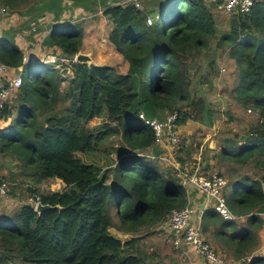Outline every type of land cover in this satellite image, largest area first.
Returning a JSON list of instances; mask_svg holds the SVG:
<instances>
[{
	"label": "trees",
	"instance_id": "trees-1",
	"mask_svg": "<svg viewBox=\"0 0 264 264\" xmlns=\"http://www.w3.org/2000/svg\"><path fill=\"white\" fill-rule=\"evenodd\" d=\"M149 1L160 14L155 10L151 24L145 8ZM61 2L46 0L38 9L53 13L59 22ZM72 2L77 18L102 10L111 24L108 42L128 69L74 62L66 76V71L32 62L43 56L42 43L23 65L34 43L23 51L13 37L0 38V62L14 70L23 66L24 74L17 99L0 111L3 121L12 117L0 129V154L18 163L20 177L18 182L10 174V190L24 187L29 198L61 207L37 214L31 204L22 203L12 214L1 215L0 264H162L157 252L146 247L153 246L151 236L162 232L169 215L187 205V195L175 171L145 157L159 148L138 115L165 120L176 113V126L182 130L189 129L190 120L217 115L204 95L218 76L216 59L208 56L215 39L216 48L238 69L234 103L251 110L256 119L223 139L213 156L217 165L228 163L223 168L228 176L226 204L245 217V224L209 209L202 231L211 227L212 236L235 260L249 256L257 244L258 215L264 214V0H256L245 14L228 16L221 35L213 7L205 0H143L142 9L131 0ZM0 3L8 15L26 4L34 11V0ZM69 22L54 23L46 43L54 49L50 51L71 60L82 49L83 31L80 23ZM97 118L98 126L89 128ZM112 137L120 143L101 150ZM97 155L105 156L102 165ZM245 167L251 172H241ZM51 178L62 184L61 190L39 193V184ZM247 264H264V257Z\"/></svg>",
	"mask_w": 264,
	"mask_h": 264
},
{
	"label": "rangeland",
	"instance_id": "rangeland-1",
	"mask_svg": "<svg viewBox=\"0 0 264 264\" xmlns=\"http://www.w3.org/2000/svg\"><path fill=\"white\" fill-rule=\"evenodd\" d=\"M117 1L120 2L125 0ZM142 1L143 0H137L140 5L142 4ZM144 1L146 2L148 0ZM154 1L156 0H153V2ZM205 1L212 6L210 0ZM148 3H150V1L145 4ZM28 5L26 4L19 8L11 10L9 9L11 13L8 16L0 17V38H2V36L13 37L14 41H17V46L20 48L26 47L25 44L31 46L34 43L33 40L35 33L32 31L35 30L38 33L39 37H43L41 48L42 53L52 50V46L46 43L48 42V32L51 29L50 23H48L46 27H44L43 25V28L42 25H39L38 23H33L30 25V23H32L33 21L29 20V17L27 16L32 14L33 10H31V13H29L28 9L30 5ZM32 5L34 11L38 10V0H34V3H32ZM0 6H3V4L0 3ZM213 13L215 14V20L218 25V35H221L226 30V21L228 16L216 12L214 8ZM108 22L107 18L103 17L102 13L97 14L95 19H93V21L91 22L95 26V30H93L94 34L90 38V41L97 45H105L107 35H109L111 30V26L110 24H108ZM92 28L93 27L88 28V30ZM31 32L32 35L30 34ZM217 41L218 40L215 39L211 42V50L208 52V56H214V58L216 59L218 76L216 79H214L212 87L208 89L204 88V95L209 102V108L215 111L217 115L213 117L205 115L204 118L200 121L190 120L186 124L189 126V129L187 130H182L177 127L179 134V144L176 147L169 149L170 152L166 155L167 157L164 156L165 154H162V157H164V160L162 161L166 164V166H164L165 169L175 171V175L176 168H174L173 166H176L178 168H189L191 170L195 169L202 175L218 173L225 177V179L228 181V176H226L223 169L226 165H228V163L224 162L220 165H217V160L214 159L213 156L220 150L221 141L223 139L235 132H242V130L246 129L250 125V123L256 119V114L249 109L240 108L234 103L232 89L238 76V69L234 61L228 58L226 52L218 50L216 48ZM102 56L104 58H102L103 61H101V63L105 62V64H108L115 62L114 56L110 55L108 52L102 54ZM114 66L119 69L122 68L121 65ZM69 72L70 70H67L68 74H66V76L71 75V72ZM60 73L64 74L63 72ZM18 93L19 90L17 92H14L8 105L14 103L15 99H17ZM15 118H17V116ZM11 119L12 117L8 118L4 122L7 121L6 124H8V122L10 124ZM99 123V118L92 119L88 123V127L94 128V126H98ZM3 124V121L0 120V125L3 126ZM119 143V137L109 138L104 141L101 146V150H108L110 149V147H115ZM156 155H160V153H157ZM111 156L113 157L114 155L112 154ZM80 157L84 161H86V158L84 156L80 155ZM96 159L102 165L105 161V156L97 155ZM0 164H4L2 167H0V177L8 180V177L10 176V174H12L13 177H16V181L19 182L20 177L18 176L17 169L18 163L13 162L9 157L2 156L0 154ZM241 172H251L250 167L243 168ZM234 175L236 174L234 173ZM62 187V184L58 180L51 178L42 181L39 184L38 189L39 193L49 194L60 191ZM29 197L30 196L28 192L25 191L24 187H19L17 190H10L7 199L5 198L3 200L4 203H0V216H7L12 214L22 203L30 204L29 199L31 198ZM162 229L165 230L164 224L162 225L161 230ZM111 232L117 233L115 229H111ZM165 236L166 233L153 234L150 240H152V242L154 243L150 248L155 247V245H157V248L165 247L166 243L168 244V242L164 240ZM146 248L150 249L148 247Z\"/></svg>",
	"mask_w": 264,
	"mask_h": 264
},
{
	"label": "built area",
	"instance_id": "built-area-1",
	"mask_svg": "<svg viewBox=\"0 0 264 264\" xmlns=\"http://www.w3.org/2000/svg\"><path fill=\"white\" fill-rule=\"evenodd\" d=\"M256 0H210L213 8L216 12L223 15L232 16L234 14H245L249 12L253 3ZM126 4L125 2H122ZM136 7H140L137 0L131 1ZM8 9L0 6V17L7 16ZM153 17L147 18V24H151ZM34 30V29H33ZM32 32H35L32 31ZM43 37H37L34 33V44L32 49L29 50V54L23 58V65L31 62L30 56L38 50V46L42 43ZM37 48V49H36ZM32 62H36L43 66H52L59 72L70 70L71 63L77 62L75 56L68 60L61 57L57 52L46 51L43 56L32 59ZM70 73V72H69ZM30 73L27 72V79H30ZM24 83L23 66L12 69L10 66L0 62V111L5 105L9 104L14 92H17L21 85ZM145 125L151 128L154 134V146L162 148H174L179 144V134L176 126L177 114H168L165 120L146 119L143 114H139ZM148 159H157L158 161L164 160L162 155H156L153 152H147L144 154ZM176 168V177L178 183L187 192L190 189H194L197 193L205 196L212 202V209L225 220L233 222L244 220V216H239L228 208L226 204L225 189L227 188V180L225 177L218 173H211L208 175H202L195 169L189 168ZM11 187V183L0 177V197L7 199ZM261 188L264 192V180L261 181ZM30 204L35 208L38 198L29 199ZM195 210L186 205L185 207L173 211L166 223L165 229L168 231L171 242L174 248L180 246L191 247L203 258L205 264H224L223 258L217 254L214 248L206 242L200 223H193L191 221Z\"/></svg>",
	"mask_w": 264,
	"mask_h": 264
},
{
	"label": "crops",
	"instance_id": "crops-1",
	"mask_svg": "<svg viewBox=\"0 0 264 264\" xmlns=\"http://www.w3.org/2000/svg\"><path fill=\"white\" fill-rule=\"evenodd\" d=\"M44 1L46 0H38L39 6L44 5ZM114 1V0H112ZM157 1V0H156ZM145 6V5H144ZM61 7L63 8V12L61 14L60 17V21L62 22L63 20L68 19L70 22L69 23H73V22H78L80 23V26L82 28L83 31V45H82V49L81 52L83 54H87L90 56V58L93 60V62L95 63V65H105V62L101 63L102 58H104L102 56V54L108 52L110 55L114 56V61L113 63H108L109 65H117L120 66L122 68L121 72H126L128 69V65L127 63L123 60V58L121 57V55H119L118 53L115 52L114 48L111 46V44L108 42V36L106 38V42L105 45H97L95 43H93L92 41H90V38L93 36V30H95V26L93 25V23H91L93 21V19H95V17L97 16L98 13H102V11H98L96 14H93L89 17H81V18H77L75 15L77 14L75 11L77 10V7L73 6V2L72 0H62L61 2ZM145 8L147 9L150 17H153L154 12L156 10V6L153 4L152 6L150 4L146 5ZM29 13H31L29 11ZM28 19L33 21L31 24L33 23H38L39 25H43L44 27H46V25L48 23H50V27H52V25L54 23H59V22H54V15L53 13L50 12H46L45 9L42 7L36 11H33L32 14H30ZM70 17H73L70 20ZM103 17H105L103 15ZM108 22V19H107ZM108 24H110L108 22ZM90 25V26H88ZM111 26V24H110ZM92 29L88 30V28ZM111 29V28H110ZM37 32L35 31V34ZM40 33V32H39ZM32 35V32L30 33ZM38 37V33L36 34ZM11 39V38H9ZM16 39V38H15ZM14 41V40H13ZM15 45H17V41H14ZM26 47H22L20 48L21 50H26L27 48H29V46L27 44H25ZM29 53V52H28ZM105 60V59H104ZM1 120V119H0ZM3 121V120H2ZM3 126L0 125V129L1 128H5L8 126L7 121L4 122L3 121ZM159 148V153L160 155L165 154L164 156L167 157L166 155L169 154L170 152V148H162V147H158ZM161 164V167L164 168V166H166V164L163 161L159 162ZM168 166V165H167ZM187 195V205L192 207L195 210V214L193 215L191 221L193 223H200L201 224V228L203 225V217L205 215V213L207 211H209V209H212V202L209 201L205 196L197 193L194 189H190L186 192ZM4 199L0 198V203H4L3 201ZM259 219L261 221V225L259 230L256 232V247L255 249L252 251V253L247 256L246 258H241L238 260H235L232 257V251L229 250L224 244L220 243L219 241H217L211 233V227L208 228V230L206 231H202L203 236L206 240L207 243H209L211 245L212 248H214L215 252L217 254H219L224 261V264H247L250 262V260L254 257H264V214H260L258 215ZM243 221V222H242ZM237 223L243 225L245 224V220H241V221H236ZM246 228V227H245ZM166 233V236L164 237V240H166L168 242V244L166 243L165 247H161V248H150L149 252L152 250H155L157 252V254L160 256L159 257V262H161L162 264H205V261L203 260V258L195 251V249L191 248V247H186V246H180L179 248H174L171 244V238L170 235L168 233V231L165 229L163 230L161 233ZM121 237H124V235H121L119 232L115 233ZM126 237V235H125ZM152 242V240H150ZM154 243V242H152Z\"/></svg>",
	"mask_w": 264,
	"mask_h": 264
},
{
	"label": "water",
	"instance_id": "water-1",
	"mask_svg": "<svg viewBox=\"0 0 264 264\" xmlns=\"http://www.w3.org/2000/svg\"><path fill=\"white\" fill-rule=\"evenodd\" d=\"M139 9H142V7H139ZM159 10L157 9L156 10V13L158 14V17L160 16ZM75 59L78 63H84V64H87V65H95V63L93 62V60L90 58L89 55L87 54H83L81 52V50L75 55ZM61 207L56 205V206H50V205H46V204H42L40 202H37L35 208H34V211L37 213V214H41L43 211L45 210H60Z\"/></svg>",
	"mask_w": 264,
	"mask_h": 264
},
{
	"label": "clouds",
	"instance_id": "clouds-1",
	"mask_svg": "<svg viewBox=\"0 0 264 264\" xmlns=\"http://www.w3.org/2000/svg\"><path fill=\"white\" fill-rule=\"evenodd\" d=\"M156 15V14H155ZM153 17H154V15H153Z\"/></svg>",
	"mask_w": 264,
	"mask_h": 264
}]
</instances>
